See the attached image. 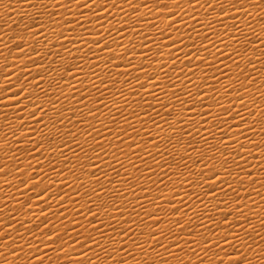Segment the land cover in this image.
<instances>
[{
  "label": "bare ground",
  "instance_id": "1",
  "mask_svg": "<svg viewBox=\"0 0 264 264\" xmlns=\"http://www.w3.org/2000/svg\"><path fill=\"white\" fill-rule=\"evenodd\" d=\"M58 2L63 4L67 0H58ZM77 2L85 3L87 0H77ZM130 2L133 7L147 3L149 9L139 7L138 11L133 13V8H130L128 3H125V0H96L95 15L87 8L77 10L75 3L70 4L71 13L69 14L64 12L63 8L55 7L53 0H0V264H37L41 259H43L44 264H76L77 261L79 264H85L88 259H91L93 264H111V261L103 262L102 253H100L102 260L96 261L94 252L99 253V249L91 242L81 247L82 241L89 234L95 239L101 240L106 246L109 245L108 240H102L97 232L91 230L89 222H91L92 226L100 228L101 224L98 221H104L103 230L108 235L111 231L108 224L115 223V221L109 220V216L114 215L116 220L119 221L118 228L128 226L135 228L140 241L144 242L147 240V236L139 235V232L143 230L146 233L148 231L147 225L151 224V221L143 215L141 209L155 211L153 205L144 199L145 196H149L151 200L163 208V211L159 212L158 215L167 219V224L163 226L165 231L171 227L173 235H179L184 240H187L186 232L176 229L172 223L175 220H181L186 229L190 226L196 231V239L200 241L202 239L200 233H204V229L199 228L197 217H200L209 229L217 227L220 232H223L225 226L220 223L221 213H226L234 208L232 201L235 193L229 191L228 185H231L241 197L236 203L247 205L244 209V214L248 217V223L252 227L244 224V228L253 236V239L249 240L248 243L253 244L257 253H259L260 249L256 245H264V240L259 239L253 233V229H255V232L259 233V237H264V226L261 223L264 220V186H262V183H264V131H261L264 128V55H261L259 50L255 53L249 50L253 47L259 49L260 45L255 43L246 44L244 36L231 28L232 23L235 22L244 33H248V29L244 28L242 23L247 17L241 16L233 21L221 16L220 19L223 24L228 25L227 34L221 23H212V31L216 35H212V31H208L207 34L208 40L216 44V48H213L212 44L204 40L206 28L201 24L195 23V21L199 19L205 25L210 21H214L218 16L219 7L216 8V11L206 6L200 7L205 0H199V4H194V0H160V2L168 4L167 9L159 7L158 0H130ZM255 2L260 3L261 0H255ZM101 3H106V6L115 3L116 7L107 11L99 7ZM217 3L223 4L225 8L228 6V0H217ZM32 4H35L36 7H32ZM41 4L48 5L47 11H44ZM176 4H179L183 11L176 9ZM194 7L195 10H193ZM171 10L176 11V16L171 19H175L177 22L173 28H167V25L171 23V19H165L162 14ZM38 12L43 13L41 20L45 24L48 23V13H62L63 26L51 25L47 30L38 28L32 23ZM81 13L83 14L81 15ZM230 15L231 13H229ZM254 15L257 22H259L260 17L264 16V12L256 9L254 10ZM178 18H182L183 22ZM56 19L60 20V16L57 15ZM137 19L142 20L139 25V35L133 31V25ZM76 21L81 22L83 27H77ZM153 21L158 28L166 29L164 35H161L157 28L151 26ZM52 28L56 29L55 35L52 33ZM176 28L179 31H176ZM254 29L259 35L260 28L254 25ZM61 31L64 33L65 38L59 37ZM97 31L99 35H97ZM118 31L122 33L123 40H121L120 35H117ZM144 36L150 39L142 40ZM181 36L183 37L182 43L171 44L172 40H176L177 37ZM217 36L220 37L219 40ZM77 37H80L79 41H77ZM101 37H103L101 46L104 43L109 45L108 49L104 51H100L96 44L93 43L95 40H100ZM233 37L239 39L240 43H236ZM151 39H154L156 43H151ZM130 40L134 42L135 48L134 51L126 53L124 48L118 46V43L131 47L129 45ZM221 40L224 43H221ZM249 40H254V37L250 34ZM202 41L203 45L201 44ZM142 44L144 45L143 48H141ZM165 44L171 45L173 49H179L176 52V56L179 59L175 60V66L173 67L171 61H169L164 67L167 77L160 75L157 81L168 93L167 97H163L165 100L172 98L173 89L169 86V81L171 80L176 85V94L182 99L187 100L181 90L182 88L186 87L195 94L196 88L202 87L204 94L207 96L211 88L214 87L221 93V96H217L216 100L228 106L230 101L235 100L236 92L233 91L231 96H225V88L231 84L234 89H239L240 83H236L237 77L241 83H243L244 77L239 75V70L232 60L220 55L217 49L227 54L235 48L242 54L241 59L238 61L241 67L255 77L250 87L245 84L247 91L241 90L240 95L244 97L245 106L256 113V119L253 121L252 118H248V122L252 124L250 130L245 131L243 125L237 129L235 125L239 124V119L233 121L231 117H225L221 110L215 107V101L209 100L208 103L212 105V112L223 117L227 124L232 126V130L230 131L228 126L221 123L220 131H217L213 124L220 123V121L213 122L209 118V122L205 124L201 117L197 115L194 119L200 121L198 128L200 135H197V132L193 131L189 126L190 136L184 135L179 131L175 133V136L182 137L179 143H176L175 139H172V145L168 144V139H165L162 143L158 142L160 143L161 151L164 147H168L171 152V155L166 154L163 160L148 143L145 133L140 131V137L144 138L143 144L152 151V156L160 164V167H158L157 164L152 163V158L143 151L139 152L143 161L153 168L155 172V175H153L148 172L141 160L133 157L127 150L126 145L131 143L128 137L125 136L123 138L125 143L120 144L114 135L109 136V131L102 127L99 121H103L108 129L113 132L118 128L127 127L119 119L115 108L112 107L115 102V106L121 109V113L125 116L128 115V112L124 110L125 106L116 91L117 89L124 94V97L131 104L129 111H135L141 116L142 113H140L138 105L147 107L143 104L145 99L150 103H154L151 95H149L150 92L155 93L158 97L163 96L150 83L145 84V88L140 90L134 77L139 76L140 82L144 83V75L136 71L134 67H129L127 61L131 60L133 65H138L142 61L144 63L152 61V67L148 70V75H152L153 69H157L159 64L168 60L170 49L164 47ZM226 44L228 45L227 47L225 46ZM17 45H19V48L16 47ZM204 46L209 49V52L215 53V59L209 55V52L203 50ZM88 48H91L92 52H88ZM149 48L151 51H149ZM65 49L68 51H65ZM77 49L81 50L77 51ZM160 49L163 50V57L159 56ZM141 52L148 57V61H144V55H141ZM186 52L190 55H196L195 66L184 59ZM93 53H96V56H93ZM73 56H75V59H73ZM82 56L85 57V72L87 73L88 69L95 63L98 65L95 70L108 83L109 90L107 92L101 88L102 96L87 85L83 76L79 77L80 81H82L81 83L72 81L77 93H73L71 89L65 86L68 78L65 76L64 69L72 63L79 64ZM120 56H125L126 59L121 60L118 58ZM199 57L206 58L207 63L201 64ZM109 58H111V62H109ZM249 59L255 64L256 71H252L251 67L248 66ZM209 64L212 65L211 68L208 66ZM229 68H231V71ZM189 69H191V72H189ZM221 71L223 74H221ZM125 72L128 73L127 76L123 75ZM109 73L111 76L108 75ZM187 75L191 76L195 87L185 79ZM61 76H64L63 82L60 81ZM213 76L217 77L219 82L214 80ZM88 79L95 78L89 74ZM96 83L99 84V81L97 80ZM85 87L88 88L87 92L84 91ZM57 88L64 95H60V91H57ZM130 88L134 91L138 90L139 95H135L134 91L130 92ZM80 96H87L88 99L78 103ZM57 97H59L58 102ZM97 97L105 101L108 107L104 108L97 104ZM17 100H19V103L16 102ZM35 105H42L43 111L36 112V117L32 118L30 113L36 111ZM156 107L158 111H161L162 115L166 111H172L173 116L169 117L172 123L177 128L184 126L176 123L175 117L180 114L181 109L174 100L173 107L170 109L160 110L158 105ZM235 107L236 110L241 112V115L247 117V112L240 107L239 102L235 103ZM77 109H81V111H76L75 115H73V112ZM90 109L95 111V119L87 115ZM96 109H99V111H96ZM147 110L155 117L156 114L152 109L149 108ZM44 112L47 115H44ZM81 113L92 126L99 130L106 138L105 140H100V137L92 131L88 124L79 122ZM101 113L104 114L101 115ZM41 115H44L43 121L37 122ZM110 116L116 117L115 124L112 123ZM142 118L144 127L155 134L154 126L148 117L143 116ZM129 119L132 126L139 131L140 122L131 117ZM185 119H188V117H185ZM57 120H60L61 123L57 124ZM69 120H71V124H69ZM21 124L24 126L21 127ZM54 125L61 130L60 137H57L53 129ZM164 127L165 131L161 135L172 138L173 134L168 131L167 125ZM65 128L76 132V139L86 149L88 156L91 157L90 160L84 158L75 143L69 141L67 146L60 144L61 139H66ZM205 129L210 130L215 139ZM85 130L91 132V135L109 153L116 151L115 148L109 147V144L112 143L118 144L124 150V156L116 153L124 164V168L114 165L120 171L119 177L105 163H101L100 160L92 156L89 148L92 143L91 139L81 135ZM129 132H131L130 129ZM236 132L243 134L235 138L246 145L248 149L247 152L241 153L240 157L235 154L238 146L232 145L233 135ZM132 134L135 135L134 133ZM245 135L248 139L244 138ZM200 136L207 137V147L200 139ZM50 140H52V143H49ZM85 140H87V143H85ZM190 140L195 148L199 150L191 152L190 155L195 157L200 153H207L213 157L211 162L215 165L217 171L221 169L222 154H226L224 144L221 141L225 140L232 145L228 150L231 155L227 156L229 174L221 173L220 176V179L226 183L221 184L217 180L216 183H209L195 188L196 193L204 203L196 199V196L193 195V189L189 188L188 185H184L181 190L179 179L176 176H172L171 181H169L165 173H168V175H171V173L168 172L167 168L163 167V164L167 161L173 167V171L183 172V166L178 165V162L180 155L186 150L183 146ZM249 140L256 147H253ZM140 143L141 140L138 139L137 144ZM34 148L36 149L35 151H33ZM209 149H213V151H209ZM61 152H63V156ZM73 152L77 153V155H73ZM129 160L137 164L140 171L132 168ZM233 160H236L241 165L243 171L235 167L232 163ZM105 161L108 164H113L110 156L105 157ZM174 161L176 162L175 164L173 163ZM29 163L31 167H28ZM93 163L99 167L100 172H96V168L92 166ZM188 163L191 165V160ZM200 167L203 166L201 165ZM18 168L19 171L17 170ZM61 169L63 170L62 172L60 171ZM125 170H127L128 182L121 184L120 181L126 175ZM204 171L207 174V169ZM93 173H96V176L99 177V185L103 186L105 190L100 192L103 203L97 201V198L92 195L93 189L99 192L97 181L92 176ZM101 173H104V175H101ZM246 173H251V176L249 177ZM105 175L107 179H105ZM29 177H33V179L27 185L20 183L21 179L28 180ZM149 177H151V180ZM161 179L165 181L164 184L160 183ZM193 179H197V177H193ZM252 180H255L256 183H252ZM109 181H112V183H109ZM241 181H243V186ZM33 183L37 185L36 188H32ZM165 184H168L167 188ZM140 186H143L147 191H142ZM44 189H47V191H44ZM124 189H128V191L125 192L124 199H121L119 193L123 192ZM221 189L227 192L228 195L223 196ZM185 192L187 196L184 195ZM37 193H39V196H37ZM113 193H116V195H113ZM161 194L164 198L158 199ZM173 196H175L174 200L172 199ZM181 199L186 201L188 207L179 203ZM221 199L228 201L227 208L220 203ZM169 200L172 201L171 204L168 203ZM113 201L117 202L120 211L124 213L123 216L115 208L111 207ZM205 205L207 208H205ZM104 206H107L106 212L103 210ZM174 207L180 208V212L173 213L172 209ZM189 207L195 210V215L189 211ZM88 208H91L93 212H97L99 209L98 220H92V217L87 214ZM133 208H135V212H133ZM77 210H79V214H77ZM205 211L215 220V225L204 219ZM137 213H139V216ZM141 218L146 223L141 224ZM234 219L235 216L229 217L230 221ZM132 221H136V224H132ZM189 221H193V223L189 225ZM241 223H243V220H241ZM35 224L38 225L34 227ZM38 227L40 229H37ZM46 229H51L52 232L56 230V234L61 239H56V235H53L51 231L47 233ZM235 231L242 238L247 239L239 229H235ZM65 232L67 235H65ZM78 232L82 236H78ZM5 233L9 235L5 236ZM44 233H47L48 238L54 243H44ZM204 234L207 235V233ZM112 235H115V233H112ZM117 239L119 240L120 237H117ZM14 241L15 243H13ZM62 242H66L64 251H60ZM170 243L171 237L165 241V244ZM149 244H152V242L149 241L148 244H145V249L148 248ZM8 245L14 247L16 251L12 252L7 247ZM180 246L185 248V252H178L177 248H170V251L185 262L190 260L191 264H200L195 256L190 253L186 255L187 246L184 245L183 240H181ZM89 247L92 248V251H89ZM127 247L134 252L136 261H139L140 264H146V262L147 264H156V262L164 260H167L168 264H177L175 259L168 256L163 249L158 247L159 257L155 253L150 254L149 257H144L138 250L132 249L130 243L127 244ZM192 247L195 248L196 245L193 244ZM37 248L40 249L39 252L36 251ZM197 252L199 253L198 248ZM200 255L203 256V253H200ZM30 256H34V259L30 260ZM120 256H123V253ZM212 260V252H209L207 257L204 258V264H211ZM128 264H135V261L128 259ZM253 264H256L254 259Z\"/></svg>",
  "mask_w": 264,
  "mask_h": 264
},
{
  "label": "snow or ice",
  "instance_id": "2",
  "mask_svg": "<svg viewBox=\"0 0 264 264\" xmlns=\"http://www.w3.org/2000/svg\"><path fill=\"white\" fill-rule=\"evenodd\" d=\"M54 6L57 8H63L64 12H68L69 14L71 13L70 9V4L75 3L76 9L79 10L81 8H87L89 11L93 12V15H95V7L96 5V0H87L85 3H80L77 2V0H67L66 3L60 4L58 0H53ZM125 3H128V6L130 8H133V13L138 11L139 7H144L145 9H149V5L147 3H142L137 5L136 7H133L132 3L130 0H125ZM194 4H199V0H194ZM32 7H36L35 4L31 5ZM158 6L163 7L165 9L168 8V4L160 2L158 0ZM207 7L212 9L213 11H216V8L219 7V13L217 18L214 21H210L208 24H204L203 21L197 19L195 23L201 24L203 27L206 28V32L204 33V40L208 41V43L212 44L213 48H216V44L213 43V41L208 40V31H212V23H221L222 26L226 30L227 34V28L228 25L223 24V21L220 19L221 16H223L225 19H232L235 21L238 17H247V19L243 20L242 23L244 25V28L248 29V33H244L243 30L241 29L240 26H238L235 22L232 23L231 28L235 29L237 33H241V35L244 36L245 43L246 44H259L260 48H251L249 50L253 51L254 53L259 50L261 55H264V16L260 17V21L257 22L256 16L254 15V10L258 9L260 12H264V0H261L260 3H256L255 0H228V6L227 8L224 7L223 4H218L217 0H205L203 5H200V7ZM41 7L44 9V11H47L48 5L47 4H41ZM101 9H106L107 11H110L112 8L116 7V4L113 3L111 5H107L106 3H101L99 5ZM176 9L183 11V9L180 7L179 4H176ZM252 9V11H250ZM195 10V7L193 8ZM123 11V9H121ZM229 13L231 15L229 16ZM83 13H81L82 15ZM43 15L42 12H38L37 17L33 19L32 23L37 26L40 29L47 30L51 25H56L57 27H62L64 23L63 19V14L62 13H48V23L45 24L41 20V16ZM60 16V20L56 19V16ZM165 19H171L172 17L176 16V11L171 10L166 13L162 14ZM180 19L181 22H183L182 18ZM142 20L137 19L134 22L133 25V31L136 32L137 35L140 34V29L139 25L141 24ZM175 19H171V23L167 25V28H173V26L176 24ZM77 27H83V24L79 21H76ZM254 25L260 28V34L258 35L255 32ZM153 28H157V31L161 34L164 35L166 29L163 28H158L155 22H152L151 25ZM52 33L55 35L56 34V29L52 28ZM87 31V29H85ZM176 31H179L178 28L175 29ZM249 34L254 37V40H249ZM97 35H99V32L97 31ZM117 35L121 36V40H123V35L120 31L117 32ZM212 35H216L214 31H212ZM60 38H65L64 33L61 31L59 33ZM77 41L80 40V37L76 38ZM150 38L147 36L142 37V40H149ZM167 39V38H166ZM217 39L219 40L220 37L217 36ZM236 43H240L239 39L233 37ZM101 40H103V37H101L100 40H95L93 41L94 44L100 49V51H104L105 49H108L109 45L107 43H104L101 46ZM178 42L182 43L183 42V37H177L176 40H172L171 44L176 45ZM221 43H224L223 40L220 41ZM151 43H156L154 39H151ZM203 45V41L201 42ZM129 46L124 45L123 43H118V46L121 48L125 49L126 53L134 51L135 44L133 41H129ZM195 47V45H193ZM226 47L228 46L227 44L225 45ZM19 48V45L16 46ZM144 45H141V48H143ZM159 47V46H158ZM164 47H168L169 54H168V60L163 61L161 64H159L157 69H153L152 75H148V70L149 68L152 67L153 62L148 61V57L141 52V55H144V61H148V63H144L143 61L138 64V65H133L131 60L127 61V65L129 67H134L136 71L139 73H143L144 75V83L140 82V77L136 76L134 79L136 80V83L138 85V88L140 90L145 88V84L150 83L155 89H157L160 93L163 94L162 97H158L155 95V93L150 92L149 95H151L152 100L154 103H150L146 99L143 101V104L146 105L147 107H144L142 105H138L140 108V113H142V116L135 111H129L131 108V104H129V101L127 98L124 97V94L119 92V89H117V93L120 95V99L124 103V110L128 112V115L125 116L121 113V109L117 108L115 106V102L112 104V107L115 108L116 113L119 115V119L123 121L125 125H127L126 128H118L115 132H113L111 129H108L107 125L103 123V121H99L101 123V126L104 127L107 131H109V136H115V139L120 142V144H124V137L127 136L128 139L131 141L130 144H127V150L131 153L133 157H136L137 159L141 160V163L144 164V167L148 170V172L152 173L155 175V172L151 165L145 163L143 159L140 157L139 152L143 151L147 156L152 158V163L157 164L158 167H160L159 162L152 156V151L149 150V148L143 144V139L140 137L139 132L143 131L145 133V137L148 140V143L151 145L153 149L156 150L157 155L161 157V160L164 159V156L171 155V152L169 151L168 147H164L163 150L161 151L160 143L158 142H163L165 139H168V144L172 145V139L176 140V143L180 142V139L182 137H177L175 136V133L182 132L184 135L190 136L191 133L188 131L189 126L192 128L193 131L197 132V135H200L198 128L200 126V121L195 120V116L199 115L201 117V120L203 123H208L209 118L215 122V121H220V123H214L213 126L216 128L217 131H220V124L223 123L226 126L229 127V130H232V126L227 124V121L223 119L220 115H217L212 112V105L208 103L209 100H214L215 101V107L220 109L221 112L225 117H231L233 121L239 119V124H236L235 127L238 129L241 125L245 127V131L250 130L252 128V124L248 122V118H252L253 121L256 119V113L254 111L249 110L245 104H244V97L240 95L241 90L244 92L247 91V88L245 87V84H247L249 87L251 86L252 82L254 81L255 77H253L249 72L245 71L243 67H241L240 63L238 62L242 54L240 51L236 50L235 48L232 49L230 53H224L223 51L217 49L220 55L225 56L226 59H231L232 62L236 65V68L239 70V75L244 77L243 83L239 81V78L237 77L236 83H240V88L239 89H234L231 84L225 88V96H231L232 92H236L235 100L230 101L228 106H225L219 102V100H216L217 96H221V93L217 91L214 87L211 88L210 93L206 96L203 92L202 87H197L195 94H193L191 91H189L186 87L182 88L181 90L184 92V95L187 97V100L182 99L179 95L176 94L175 88L176 85L173 81H169V86L173 89L172 92V98L165 100L163 97H167L168 93L164 87H161V85L157 82L159 80L160 75H164L167 77V72L164 71L165 65L171 61L173 67L175 66V60L179 59L178 56H176V52L179 51L178 48L173 49L171 45L165 44ZM81 49H77V51H80ZM203 50L205 52H209V49L204 46ZM35 51V49H33ZM65 51H68L65 49ZM149 51L151 49L149 48ZM88 52H92L91 48H88ZM70 55H72L70 53ZM164 53L163 50L160 49L159 51V56L163 57ZM209 55L213 56V58H216L215 53L209 52ZM93 56H96V53H93ZM121 60H125V56H120L118 57ZM134 58V57H133ZM196 55H190L189 53H185L184 59L187 60L189 63L194 64ZM73 59H75V56H73ZM98 59V57H97ZM259 59V58H257ZM84 61L85 57H80V63H72L68 67L64 69L65 76H67V81L65 86L69 89L72 90L73 93H77V90L75 89L74 85L72 84V81H77L78 83H81L79 77L83 76L84 81H86L87 85L91 87L94 91L97 93H100L101 96L103 93L101 92V88L105 92H107L108 89V83L101 77V75L95 70L98 65L95 63L92 65L91 68L88 69V72H85L84 68ZM109 62H111V58H109ZM199 62L201 64L207 63L206 58L204 57H199ZM210 68L212 67L211 64L208 65ZM248 66L251 67L252 71H256L255 64L251 59L248 60ZM231 71V68H229ZM189 72H191V69H189ZM91 75L95 79H88V75ZM221 74L223 72L221 71ZM111 76V74H108ZM124 76H127L128 73L125 72L123 73ZM179 79V77H177ZM185 79L188 81V83L193 84L195 87L194 81L191 79L190 75L185 76ZM214 80L218 81V78L213 76ZM99 81V84L96 83V81ZM60 81H64V76H61ZM127 83V81H125ZM51 87V85H50ZM130 92H133V89H129ZM23 91V89H21ZM43 91V89H41ZM57 91H60L59 88H57ZM84 91L87 92L88 88L85 87ZM135 95H139V91L136 90L134 91ZM60 95H64L62 91H60ZM75 98V97H74ZM67 99V97H65ZM88 99L87 96H80L79 101L86 100ZM59 100V97H57V102ZM173 100L179 105L181 112L178 116L175 117L176 123L184 125L181 128H177L172 121L169 119V117L173 116L172 111H166L164 115L161 114V111L157 110V105L159 106L160 110H166L170 109L173 107ZM191 101V103H189ZM19 103V100L16 101ZM239 102L240 107L244 109L245 112H247V117L241 115V112L239 110H236L235 103ZM34 103V102H33ZM51 103V102H49ZM96 103L100 104L101 107L107 108L108 105L105 101H103L100 97H97ZM254 107V106H253ZM152 109L153 112H155V117H153L147 109ZM35 112H31L30 116L32 118L36 117V112H42L43 111V106L42 105H35ZM54 110V109H53ZM76 111H81V109H77L73 112V115H75ZM96 111H99V109H96ZM104 113H101L103 115ZM44 115H47L46 112H44ZM44 115H41L38 119L37 122L43 121ZM89 117H92L93 119L96 118L95 111L92 109L89 110L88 114ZM143 116H147L148 119L151 121L152 125L154 126L155 129V134L152 133V131L147 130L144 127V120ZM131 117L132 119L138 120L140 122V129L139 131L132 126L131 120L129 119ZM157 117L159 118L157 120ZM185 117H188V119H185ZM110 119L112 120V123H116V117L110 116ZM79 122L81 123H86L89 125V127L92 128V131L96 133L97 136L100 137V140H105L106 138L99 132L98 129H96L94 126L90 124V122L85 118L83 113H81V116L79 117ZM57 124L61 123L60 120L56 121ZM69 124H71V120H69ZM165 125H167L168 131L173 134L172 138H167L161 135L165 131ZM24 125L21 124V127ZM47 127V125H45ZM54 131L56 132L57 137L61 136V130L59 128H56L55 125L53 126ZM129 129L131 132H129ZM205 131H208V134L215 139V136L213 133L205 129ZM261 131H264V128L261 129ZM134 133L135 135H133ZM64 134L66 135V139H61L60 144L62 146H67V143L71 141L72 143H75L77 148H79L80 153L84 155V158L86 160H90L91 157L88 156V152L86 149L82 146L80 141L76 139V132L70 131L69 129L65 128L64 129ZM83 136H87L88 138L91 139L92 143L89 145V148L91 149L92 156L95 157V159L100 160L101 163H105L107 167L110 168L111 171L115 172L117 177L120 176V171L117 167L114 165H119V168H124L123 162L119 159V157L116 155V153H119L120 156H124L125 152L123 149L120 148L118 144L112 143L109 144V147L115 148V152L109 153V151L101 145V143L91 135V132H88L85 130V132L81 133ZM238 135H243L242 133L236 132L233 135L232 139V145H237L238 147L236 148V156L240 157L241 153L247 152L248 149L246 145H244L240 140L236 139L235 137ZM245 139H248V137L245 135ZM43 139V138H42ZM141 140L140 144H137V140ZM200 139L204 142L205 146H208V140L207 137L205 136H200ZM49 143H52V140L49 141ZM85 143H87V140H85ZM221 143L224 144L225 148V153L222 154V163H221V169L220 171H217L216 167L214 164H212V156H209L207 153H200L199 155L192 157L190 155L191 152L193 151H199L198 149L195 148L194 144L191 142V140L184 145L185 147V152L180 155V160L178 162V165H182L184 171L183 172H178V171H173V167L165 161L163 164L164 168L168 169V172L171 173V175H168V173H165L167 176V179L171 181L172 176H176L179 179L180 185H181V190L183 189L184 185H188L189 188L193 189V195L196 196V199L200 201L201 203H204V201L201 199V197L196 193L195 188L201 187L203 185L209 184V183H216L217 180H219V183L224 184L226 183L224 180L220 179L221 173L227 175L228 173V168H227V163L228 159L227 156L231 155V152L228 150L232 147V145L228 144L225 140H222ZM250 144H253V147H256V145L249 140ZM94 145V147H93ZM36 149L34 148L33 151ZM209 151H213V149H209ZM61 155L63 156V152H61ZM73 155H77V153L73 152ZM110 156L111 160L113 161V164H108L105 161V157ZM127 159V157H125ZM67 159V158H65ZM191 160V165H189L188 161ZM39 163V161H37ZM174 164L176 163L175 161L173 162ZM232 163L235 165V167L241 171L243 169L241 168V165L236 161L233 160ZM129 164L131 165L132 168H135L137 171H140L139 167L137 164L133 163L131 160H129ZM177 165V166H178ZM203 167H200V166ZM93 167L96 168V172H100V169L97 165L93 163ZM28 167H31V164L29 163ZM83 167V166H81ZM205 169H207V174H205ZM19 171V168L17 169ZM56 170V169H53ZM61 172L63 171L62 169L60 170ZM126 175L122 181H120L121 184H126L127 181V170ZM7 175V173H5ZM22 175V173H21ZM35 175V173H34ZM87 175V173H85ZM101 175H104V173H101ZM249 177L251 176V173H246ZM92 176L95 178L97 181V186L99 187V192L96 191V189L92 190V195L97 198V201H101L100 197V192H104L103 186L99 185V177L96 176V173H93ZM193 177H197V179H193ZM142 178V177H141ZM33 177H29L28 180H23L21 179L20 183L27 185ZM105 179H107V176L105 175ZM151 180V177H149ZM252 183H256L255 180L251 181ZM109 183H112V181H109ZM153 183H155L153 181ZM160 183L164 184L165 181L163 179L160 180ZM241 185L243 186V181H241ZM262 186H264V183H262ZM36 184H32V188H36ZM142 191H147L146 189L143 188V186H140ZM165 187H168V184H165ZM229 191L235 193V196L233 198V205L234 208L232 210H229L226 213H221V221L220 223L223 224L225 227L223 229V232H220L217 227H213L209 229L203 222V220L200 217H197V220L199 221V228L204 229V233H207L205 235L204 233H200V236L202 239L200 241H197L196 239V231L192 229L190 226L186 229L185 225L181 222V220H175L173 221V225L176 229H179L181 232H186V235L188 236L187 240H184L183 237H180L179 235H173L172 228L169 227L167 230H164V227L167 224V219L166 217L159 216L158 213L163 211V208L155 203V201L151 200L149 196H145L144 199L148 200L149 203L153 205L155 208V211H145L144 209H141V212H143V215L148 218L149 221H151V224L147 225L148 231L145 233L143 230L139 232V235H146L147 240L144 242H141L139 239V236L137 235V230L131 226L124 227V228H118L117 225L119 223L118 220H116V217L114 215L109 216L110 221H115V223H109L108 227L111 230L108 235L105 234L103 230L104 226V221H98L101 224L100 228H96L95 226L91 225V222H89V226L91 227V230L93 232H97L99 236L103 239H106L109 241V245H105L102 243L101 240L95 239L92 235H88L86 239H84L81 243V247H84L85 245H88L89 242L91 244H94L96 248L99 249V253L94 252V256L96 261H101L102 257L100 253L103 254V262L111 261V264H128V259H131L135 261V264H140L139 261H136L134 252L130 251L129 248L127 247V244L130 243L132 246V249L138 250L140 254L144 257H149L150 254L155 253L157 257L160 256V253L157 252V247L160 249H163L164 253H166L168 256L172 257L177 261V264H191V261L185 262L182 258L179 256L173 254L170 251V248H177L178 252H185V248L180 246L181 240H183L184 245L187 246V254H191L192 256H195L196 259L200 262V264H204V258L207 257L209 252H212L213 255V260L211 264H253V259L256 261V264H264V245H256V247H259L260 251L257 253L253 247V244H249L248 241L253 239V236L250 235L244 228V224H248V227H252L251 224L248 223V217L244 214V209L247 207V205H244L242 203H236L237 200H240L241 197H239V194L236 193V190L232 188L231 185H228ZM44 191H47V189H44ZM128 189H124L123 192L119 193V196L121 199H124V194L127 192ZM175 191V189H173ZM222 195L226 196L228 195L227 192H224L223 189H221ZM178 194V193H177ZM113 195H116V193H113ZM185 196H187V193H184ZM37 196H39V193H37ZM163 195L161 194L158 199H163ZM215 198V197H213ZM91 199V197H89ZM173 200L175 199V196L172 198ZM101 203H103L101 201ZM168 203H172L171 200L168 201ZM180 204H184L186 207L188 205L186 204V201L181 199L179 201ZM220 203L224 204V206L227 208L228 207V201L221 199ZM111 207L115 208L117 212H120V215L123 216L124 213L120 211V207L118 206L116 201L112 202ZM205 208L207 206L205 205ZM103 210L106 212L107 211V206H104ZM43 211V210H42ZM173 213L180 212V208L174 207L172 209ZM189 211L193 212L195 215V210L192 207H189ZM133 212H135V208H133ZM77 214H79V210H77ZM87 214L92 217V220H98V215H99V209L97 212H93L91 208L87 209ZM139 216V213H137ZM230 216H235V219L230 221L229 217ZM204 219H207L209 223L215 225L216 222L215 220L205 211L204 214ZM241 220H243V223H241ZM127 223V222H126ZM140 223L144 224L146 223L142 218L140 219ZM189 225L193 223V221L188 222ZM262 226H264V220L261 221ZM132 224H136V221H132ZM23 226V225H22ZM235 229H239L240 232L244 233V236L247 237V239L242 238L236 231ZM15 231V230H14ZM112 233H115V235H112ZM253 233L261 239L264 240V237H259V233L255 232V229H253ZM5 236H8L9 234L5 233ZM45 236L44 243H54V241H51L47 233L43 234ZM53 235H56V239H61L58 234L53 232ZM67 235V233H65ZM78 236H82L81 233H77ZM117 237H120L118 240ZM171 237V243L170 244H165V241ZM215 237V239H213ZM10 238V237H9ZM125 238H127L125 240ZM35 239V237H34ZM70 239H72L70 237ZM151 241L152 244H149L148 248L145 249V244H148V242ZM15 243V241L13 242ZM65 243L62 242L60 245V251H64L65 248ZM195 244L196 247L193 248L192 245ZM11 249L12 252H15L16 249L12 247L11 245H8ZM197 248L199 249V253L197 252ZM218 249V251H216ZM23 251V249H21ZM29 251L31 252V248L29 247ZM37 252L40 251L39 248L36 249ZM89 251H92V248L89 247ZM123 253V256H120V254ZM200 253H203V256L200 255ZM82 254V253H81ZM251 256V258H250ZM19 258V257H17ZM127 258V259H125ZM29 259H34V256H30ZM37 264H44L43 259L37 262ZM76 264H79L77 261ZM85 264H93V261L91 259H88L85 261ZM147 264V262H146ZM156 264H168L167 260L164 261H158Z\"/></svg>",
  "mask_w": 264,
  "mask_h": 264
},
{
  "label": "rangeland",
  "instance_id": "3",
  "mask_svg": "<svg viewBox=\"0 0 264 264\" xmlns=\"http://www.w3.org/2000/svg\"><path fill=\"white\" fill-rule=\"evenodd\" d=\"M38 224H35L34 225V227H36ZM37 229H40V227H38ZM47 231V233H49L50 231H51V233H53V232H55L56 233V230H53V232H52V230L51 229H46ZM66 233V232H65Z\"/></svg>",
  "mask_w": 264,
  "mask_h": 264
}]
</instances>
